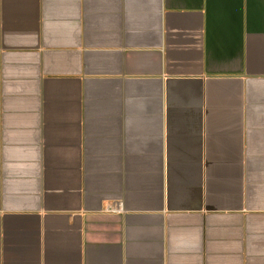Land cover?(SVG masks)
<instances>
[{"label": "crops", "instance_id": "0c3cea01", "mask_svg": "<svg viewBox=\"0 0 264 264\" xmlns=\"http://www.w3.org/2000/svg\"><path fill=\"white\" fill-rule=\"evenodd\" d=\"M0 264H264V0H0Z\"/></svg>", "mask_w": 264, "mask_h": 264}]
</instances>
